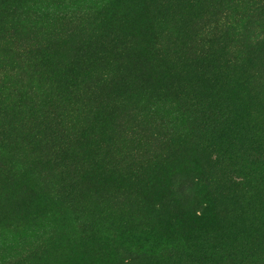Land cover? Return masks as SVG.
<instances>
[{
  "label": "rangeland",
  "instance_id": "374dc122",
  "mask_svg": "<svg viewBox=\"0 0 264 264\" xmlns=\"http://www.w3.org/2000/svg\"><path fill=\"white\" fill-rule=\"evenodd\" d=\"M162 1L168 2L0 0V37L14 34L13 26L1 19L4 10L18 6V44L28 42L27 47L39 49L26 62L34 68L26 72L24 67L21 72V93L0 97L5 143L0 153V264H158L161 247L150 254L143 243H157L160 236L163 240L194 238L207 249L222 239L249 241L258 228L257 203L264 205L263 175L250 176L257 188L254 180L247 182L232 174L211 190L206 178L215 170L207 165L203 149L191 135L179 133L156 141L143 132L128 133L123 108L98 112L95 121L94 113L88 115L90 109H97L93 105L98 101L104 60L112 59L125 43L130 45V40L121 39L107 50L110 38L117 33L125 39L133 36L137 42L130 52L149 65L152 54H146V46L151 38L160 37L162 28L155 20L160 12L172 18L174 12L182 16L184 11L200 9L197 21L210 15L217 3L229 0H182V6L179 0H169L160 9ZM196 1L199 4L194 5ZM217 10L223 9L218 6ZM75 11H86L91 18L83 23L59 18ZM139 12L145 20L137 23ZM149 21L154 23L150 37L138 38L134 33L146 32ZM248 34L254 42L261 40L263 24L255 23ZM244 43H239V53ZM255 43L249 48L254 61L247 65L260 73L253 87L235 81L234 72L208 56L196 65L203 78L202 84L190 81L192 93L207 97L212 106L233 108L245 120L264 118V46ZM152 52L156 56L158 49ZM165 52H171L169 47ZM215 64L223 68V75L213 74ZM6 70L7 65L0 63V72ZM37 90L44 94L36 96L41 94ZM172 97L170 93L168 99ZM84 118L88 124L68 137L71 129L65 122ZM196 180L202 189L194 186ZM172 193L182 200L180 210L174 207ZM77 217L83 219L75 221ZM127 229L130 235L125 238L121 232ZM149 230L154 233L150 235Z\"/></svg>",
  "mask_w": 264,
  "mask_h": 264
},
{
  "label": "trees",
  "instance_id": "16d2710c",
  "mask_svg": "<svg viewBox=\"0 0 264 264\" xmlns=\"http://www.w3.org/2000/svg\"><path fill=\"white\" fill-rule=\"evenodd\" d=\"M179 1L182 6V0ZM167 3L162 1L160 9H164ZM197 4L199 2L196 1L194 5ZM218 6L223 10H217ZM199 10H194L195 13L191 10L184 11L183 17L177 12L173 13L175 15L172 18L163 12L156 16L155 20L162 28V32L159 39L151 41V38L147 42L145 52L152 54L149 65L144 64L141 58L134 54L135 51L130 52L131 47L134 48V42H137L133 36L125 39L121 33H117L110 38L104 47L107 50L120 43L121 39L130 40V45L125 43L113 54L112 59L104 60L103 78L97 93L98 101L93 105L97 109L96 111L90 109L88 115L94 113L92 116L95 121L98 112H116L115 110L123 108L120 112L129 120V127L125 129L128 133L140 135L143 132L144 136L156 141H163L179 133L189 134L203 149L207 165L215 170L214 174L206 178L210 185L207 188L213 190L218 181L229 180L233 177L232 174H238L247 182L254 180L251 184L257 188L256 179L250 176L252 173L256 177L264 176V118L252 116L251 119L245 120L227 105L212 106L207 97H198L192 93L194 88L190 81L202 84L203 73L196 65L201 59L210 56L215 62H220L226 71L234 72L235 81L244 82L251 87L256 84L260 73L247 66L249 62L254 61L249 48L256 41L250 38L248 31L255 23L264 26V0L222 1L214 6L208 13L210 15L195 21L196 11ZM20 14L18 6L10 7L2 14V23L12 25L14 34L0 37V63L8 67V70L0 72V97L21 93L24 87L21 72H24V67L27 69L26 72L34 68L26 62L33 59L39 51L27 47L28 42L18 44L20 39L17 40L16 36ZM59 18L68 19L73 23H83L87 22L91 15L86 11H75L68 16L61 14ZM144 20L142 13L139 12L137 23ZM147 23L150 24V28L146 32H143V29L139 31V25L142 23L136 26V31L139 32L134 34L138 38L150 37L154 23L153 21ZM103 39H108V36ZM45 40L47 41L46 38ZM240 42H245L244 46L240 45L241 53L238 52ZM255 44L264 46V36ZM149 46L152 47L151 50ZM167 47L171 50L169 54L165 52ZM154 48L158 49L156 56L152 52ZM130 56L132 60L128 61L126 57ZM123 59L128 61L129 65L126 66ZM164 67L166 70L163 74ZM222 70L221 67L217 69L215 64L213 74L223 75ZM27 79L30 81L28 75ZM175 80H178V85L170 84ZM37 92L41 94L38 93L36 96L44 94L41 90ZM170 93L173 95L172 99H168ZM262 113L264 114V101ZM65 123L71 129L68 133L70 138L75 136L84 124H88L85 118L82 122ZM3 136L0 128V153L5 149ZM167 178L169 179L170 175ZM192 183L198 190L202 189L199 188L198 180ZM169 196L174 207L180 210L179 203L182 201L180 196L175 193ZM4 209L7 210L6 205ZM257 209L259 210L257 213L260 214L258 228L253 231L249 241L246 238L239 242L222 239L216 245L204 249L200 247L198 239L163 240L160 236V241L157 242L159 244L153 241L143 244L150 254L154 253V249L161 247L162 254L157 257L158 264H264V205L262 207L257 203ZM82 219L77 217L75 221ZM84 223L87 224V220H84ZM84 223L82 222V225H85ZM125 224L130 225L131 222ZM248 232L246 225L245 234ZM121 233L127 238L130 230H123ZM148 233L152 235L154 231L149 230ZM7 263L9 261L4 264Z\"/></svg>",
  "mask_w": 264,
  "mask_h": 264
}]
</instances>
